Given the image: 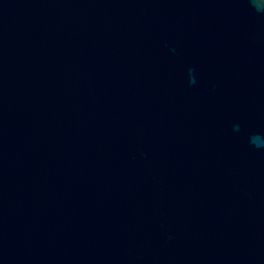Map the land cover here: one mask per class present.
Wrapping results in <instances>:
<instances>
[{"label":"water","instance_id":"water-1","mask_svg":"<svg viewBox=\"0 0 264 264\" xmlns=\"http://www.w3.org/2000/svg\"><path fill=\"white\" fill-rule=\"evenodd\" d=\"M0 264H264V0H0Z\"/></svg>","mask_w":264,"mask_h":264}]
</instances>
